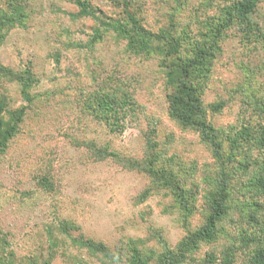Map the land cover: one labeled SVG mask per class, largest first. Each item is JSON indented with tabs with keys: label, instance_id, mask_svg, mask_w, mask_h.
Segmentation results:
<instances>
[{
	"label": "rangeland",
	"instance_id": "rangeland-1",
	"mask_svg": "<svg viewBox=\"0 0 264 264\" xmlns=\"http://www.w3.org/2000/svg\"><path fill=\"white\" fill-rule=\"evenodd\" d=\"M90 1L107 18H122L128 4L129 10L153 32L172 26L181 31L191 24V32L196 35L202 21L219 16L222 8L234 0ZM37 3L43 13L33 17L28 30H14L0 48V62L5 65L21 69L24 64H33L39 78L35 91L49 101L42 110L47 117L39 122L32 112L24 123V132L0 160V224L10 233V249L20 259L39 257V264H43L50 256L48 228L55 229L59 221L67 219L81 227L86 239L104 242L113 251L121 250V238L134 237L159 252L161 245L153 237L156 230L175 247L186 231L180 213L168 209L174 203L173 197L160 192L139 202L138 196L149 183L145 175L128 171L113 159L96 162L85 147L72 142L95 140L140 158L145 146L142 135L154 128L164 160L183 159L188 170L190 166L191 171H197L195 182L204 184L211 178L215 166L208 149L197 134L182 130L168 115L169 91L161 61L129 53L126 42L114 33L91 46L90 34L96 22L92 18L74 19L72 15L79 8L70 0ZM55 6L61 11H55ZM255 18L264 24V0ZM228 34L223 56L215 65L204 96L210 118L223 132L232 126L240 129L249 122H264L257 111L264 108V49L255 39H247L239 26ZM99 87L110 94L122 89L134 98L136 109L127 117L122 132H112L104 122L82 113L84 91ZM8 89L14 106H20L23 100L18 86L8 84ZM221 99L227 101L226 108L212 114L210 105ZM65 105L68 109L62 111ZM227 135L225 132L222 136L225 141ZM246 157L259 163L263 160L257 149ZM43 177H49L52 189L40 185ZM201 213L190 218L193 228L200 224ZM55 231L56 241H67ZM225 243L224 239L205 245L197 257L202 260L206 252L214 250L219 257ZM64 250L59 248L51 264H78L75 256L84 264H101L86 250L70 246L68 255ZM126 252L122 256H130Z\"/></svg>",
	"mask_w": 264,
	"mask_h": 264
},
{
	"label": "trees",
	"instance_id": "trees-1",
	"mask_svg": "<svg viewBox=\"0 0 264 264\" xmlns=\"http://www.w3.org/2000/svg\"><path fill=\"white\" fill-rule=\"evenodd\" d=\"M37 1L0 0V48L14 30H28L33 17L43 13ZM70 1L79 8L72 15L74 19L92 18L96 22L90 34L91 46L114 33L116 38L126 42L129 53L157 57L161 61L169 91V117L182 130L198 135L199 142L210 152L215 167L213 175L204 184L195 182L197 171H191L190 166L188 170L183 159L176 161L170 157L164 160L155 140L154 128L142 135L145 146L140 158L129 157L95 140L73 139L77 146L89 151L94 161L113 159L128 171L145 175L149 183L138 196L139 202H146L160 192L169 193L174 203L168 209L180 213L186 234L172 247L161 231L156 230L153 237L161 245L159 252L147 248L141 238H121L120 249L130 254L122 256L121 250L113 251L104 242L86 239L74 221L61 220L55 229L47 230L50 256L43 260V264H51L59 248H65L63 253L68 255L70 246L86 250L89 255L98 257L101 264H264V122H249L240 129L232 126L225 131L228 134L225 141L222 137L225 132L210 118L204 99L215 65L223 56L230 30L239 26L247 39H255L264 49V24L255 18L262 0H234L226 4L219 16L202 21L204 24L196 35L191 32V24L181 31L172 26L153 32L145 27L135 12L129 10L128 4H125V15L115 19L107 18L90 0ZM60 9L55 6V11ZM38 83L33 64L16 69L0 62V160L8 153L14 139L24 132V123L32 112L39 122L47 117L42 110L49 101L35 91ZM8 84L18 86L23 100L20 106H14ZM83 96L82 113L104 122L115 133L122 132L127 117L137 105L131 94L122 89L110 94L99 87L84 91ZM226 106L227 101L221 99L212 103L210 109L212 114H219ZM67 109L65 105L62 111ZM257 109L262 113L259 117L264 118V108ZM253 149L263 156L261 163L246 157ZM234 178L239 183H234ZM40 185L52 189L49 177H43ZM198 211L202 212V218L193 228L189 220ZM55 230L61 240L67 238V241H56ZM9 239L10 233L0 224V264L40 263L39 257L18 258L10 249ZM224 239L227 243L223 244L220 258L215 250L206 252L202 260L197 257L205 245L212 246ZM76 259L78 264H84L78 256L74 261Z\"/></svg>",
	"mask_w": 264,
	"mask_h": 264
}]
</instances>
